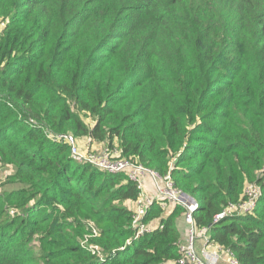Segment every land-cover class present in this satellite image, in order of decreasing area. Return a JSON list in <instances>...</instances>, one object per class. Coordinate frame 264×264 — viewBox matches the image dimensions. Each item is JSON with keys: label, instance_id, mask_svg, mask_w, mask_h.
<instances>
[{"label": "trees", "instance_id": "1", "mask_svg": "<svg viewBox=\"0 0 264 264\" xmlns=\"http://www.w3.org/2000/svg\"><path fill=\"white\" fill-rule=\"evenodd\" d=\"M0 23V264H177L159 203L118 250L137 190L47 136L67 131L169 171L213 242L264 264V0H0ZM248 183L253 212L215 222Z\"/></svg>", "mask_w": 264, "mask_h": 264}, {"label": "built area", "instance_id": "2", "mask_svg": "<svg viewBox=\"0 0 264 264\" xmlns=\"http://www.w3.org/2000/svg\"><path fill=\"white\" fill-rule=\"evenodd\" d=\"M47 136L66 143L71 157L76 162L90 165L99 171L124 174L126 180L135 186L137 195L131 202V217L128 225L133 236L126 239V245L150 233L155 228L161 227L157 221L146 220L145 216L153 203H159L161 208L166 210L169 204L158 201L163 199L162 201L178 205L184 210L187 230L184 233V238L177 241L179 252L176 259L177 264H219L218 259L222 256H226L230 264H239L231 249L210 240L209 226L196 224L194 214L199 206L197 200L175 187L169 171L161 174L157 170L130 158L115 156L116 149L108 145L103 146L101 152H83L79 149L78 138L71 133L48 134ZM147 182L150 183L151 189L147 188ZM149 193L154 195V200L149 196ZM259 196L260 188L256 184H246L242 199L227 204L221 212L214 216V221L216 222L224 216L245 215L253 212ZM96 235L97 232L93 229L92 236ZM201 240L204 241L206 247L204 249L199 248ZM124 247L125 244L120 249ZM89 249L92 250V253H100L96 245L90 246Z\"/></svg>", "mask_w": 264, "mask_h": 264}, {"label": "rangeland", "instance_id": "3", "mask_svg": "<svg viewBox=\"0 0 264 264\" xmlns=\"http://www.w3.org/2000/svg\"><path fill=\"white\" fill-rule=\"evenodd\" d=\"M1 27H2V24L0 23V28ZM86 120H87V122H90L91 121L90 118H87ZM67 133L73 134L71 131H67ZM50 140L51 141H59V140H55V139H52V138H50ZM78 143H79V149L81 151H83V152H88V151L89 152H101L103 150L102 149L103 146H105V145H103L104 142L93 141V140H90L88 137H81L80 139H78ZM117 145H118L117 142L114 141V147L113 146L112 147L116 149L115 156L124 157V156L121 155V151H120V149H119V147ZM125 158H128V157H125ZM10 173H11V170L9 169L8 165H2L1 162H0V179H3V180H0V184L2 182H4V180H5L4 178H6L7 176H9ZM159 173L165 174V173H162V172H159ZM124 177H125V175H124ZM121 182H124V180L122 178L120 179V183ZM149 196L154 200V195L153 194L150 195V193H149ZM162 200L163 199H159L158 201L159 202H164L166 204H169L168 207H167V210L165 212H167L169 210H177L178 216L176 217V223H175V225H176V228L178 229V231L180 233V239H183L184 238V233L187 230L186 223L184 221V210L180 206H179L180 208H178V205H173V204H171L168 201H162ZM31 203H33L32 200H30L27 203V206L29 204H31ZM121 204H124L126 206H128V205L131 206V204L130 203H127V201L121 202ZM11 209H9L10 215L13 214L12 212H19L20 213V211H21L18 208L17 209L11 208ZM148 210H147V212H148ZM146 215H147V213H146ZM93 229H94L93 223L92 222H86V229L80 234V237L77 240L79 246L84 247L85 249H89L90 246H92V245L95 244V240H96L97 237L92 236V230ZM210 240H211V238H210ZM128 245H130V244H127L126 245V243H125V246H128ZM120 248H118V250H122ZM199 248H201V249L206 248L205 245H204V241L203 240H201L199 242ZM36 249H37V247L35 245L34 250H36ZM177 249H178V247H177ZM112 252H115V251H112ZM95 255L100 259L101 262H105V260L109 256V255L103 254L102 252L99 253V254L97 253ZM218 262H219V264H230V262L228 261V259L226 258V256L219 257Z\"/></svg>", "mask_w": 264, "mask_h": 264}, {"label": "crops", "instance_id": "4", "mask_svg": "<svg viewBox=\"0 0 264 264\" xmlns=\"http://www.w3.org/2000/svg\"><path fill=\"white\" fill-rule=\"evenodd\" d=\"M146 186H147V188L151 189L150 183L147 182Z\"/></svg>", "mask_w": 264, "mask_h": 264}]
</instances>
